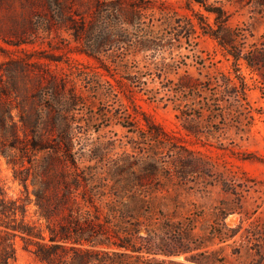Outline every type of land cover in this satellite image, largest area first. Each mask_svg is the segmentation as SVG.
<instances>
[{"label":"rangeland","instance_id":"1","mask_svg":"<svg viewBox=\"0 0 264 264\" xmlns=\"http://www.w3.org/2000/svg\"><path fill=\"white\" fill-rule=\"evenodd\" d=\"M129 1L146 7L133 33L141 28L156 44L100 50L146 77L144 93L126 75L100 81L96 61L82 52L104 25L96 5L106 16ZM206 1L228 15V53L199 28L189 40L180 32L195 15L213 22L187 0H0V185L27 201L31 225H44L36 193L69 197L54 225L61 217L69 227L71 210L95 221L81 236L69 229L61 264H264V0ZM240 51L246 60L235 63ZM159 65L171 73L160 78ZM185 77L196 81L194 94L172 93ZM226 77L244 79L246 96L224 87ZM70 91L78 94L68 114L75 164L52 148L61 95ZM146 121L164 138L150 140ZM16 172L28 178L29 199ZM14 242L12 264H45ZM77 248L86 261L75 259Z\"/></svg>","mask_w":264,"mask_h":264},{"label":"trees","instance_id":"2","mask_svg":"<svg viewBox=\"0 0 264 264\" xmlns=\"http://www.w3.org/2000/svg\"><path fill=\"white\" fill-rule=\"evenodd\" d=\"M187 1L189 5L195 3L202 7L206 13L213 15V22H210L209 17L204 15H201V17L195 15V19L187 18L178 25L180 32L182 34H187L185 38L189 40L193 30L199 28L203 34L211 36L217 40L219 45L226 49L228 53L227 48L231 44V40L226 39L223 35V30L226 28L228 21V15L224 7L222 5L208 4L206 0ZM144 10H146V7L129 1L124 6H112L111 9H109L108 14L104 16L102 14V8L99 5H96L94 16L101 18L104 25L99 29L98 34L93 37L92 44L89 45L90 49H85L82 52L96 61L98 70L95 73L100 81H103V76H109L115 82L119 83L115 76L123 78V76L126 75L125 78L128 80L129 84L134 85V87L138 88L140 92H148L149 88L146 77L141 75L138 71H135L134 73L129 67H123L120 60L110 63V60L108 61V59H112L114 54L103 53L100 50V47L103 44L112 45L118 43L139 46L142 47L143 50H150L153 48L152 46L156 44V41L152 35L146 33L147 31L140 28L138 30V32L141 33L140 35H135V33H133V28L137 29L139 26L138 24L143 19ZM120 14L123 17H121ZM202 18L206 19L208 23H204ZM92 31L93 27L88 34L89 36L92 34ZM77 40H79L78 37ZM240 59L246 60L242 51L237 55H234L235 63L239 62ZM248 66L253 67L252 65ZM113 71L114 74L112 75L111 73ZM158 72H160V78L161 76L167 77L168 74L171 73V69H169V65H159ZM195 82L196 81L185 77L177 84L179 88L175 89L174 87H171V91L175 95L180 92L183 94L186 90H189L194 94L198 89ZM223 82L224 87H233L234 92L238 94V96H246L248 89L244 79H240L239 85L233 80H228V77H226ZM112 86L114 87L115 85L112 84ZM154 93L157 94L156 92ZM77 97L78 94L75 91H70L61 95V104H63V109L61 110V131L57 133L55 145L52 147L56 151L60 150L62 155H64L65 161L72 162V164H75V157L72 152L75 133L74 128L72 127V122L68 118V114L70 112V106L78 103ZM218 101H220V99ZM176 109L180 111L178 107H176ZM181 112L183 113V111ZM201 114L202 113L199 112L197 118L200 119ZM184 115L185 117L187 116V118H191L190 121L194 119L192 114ZM146 126L150 140L159 141L164 138L165 133L159 127L153 125L149 121H146ZM185 128L190 132L188 127ZM40 141L45 142V140ZM40 143H35L34 145L38 150H44L50 147V145H46L47 143ZM57 161L61 163V159H58ZM59 174L60 181H58V183L61 184V173ZM24 175L25 174L22 172L15 173L16 178L19 179L26 189L27 198L29 199L28 178ZM67 190H69V188ZM35 196L36 211L40 217L39 219L44 220V225L41 224L37 226L28 223V221H26L27 201L8 197L0 185V264H12V260L15 258L14 240L16 237H19L22 240L24 247L32 251L39 261L45 264H61V241L67 242L71 240V238L68 237L71 234V230L69 229L74 228L75 234L81 236L88 232L85 230L87 227L90 229L93 228V224H95L93 216L92 218L83 215L74 217L73 214H77V211L74 213L72 210L64 218L69 227L65 228L61 226V217L54 225L52 216L61 211V205L66 204V200L69 202L70 199L67 195L62 198L61 195L58 194L54 196V198H48L36 193ZM224 218L225 215L222 216V219ZM83 225H85L84 228H81ZM87 254V250L77 248L75 251V259L84 262L87 260Z\"/></svg>","mask_w":264,"mask_h":264}]
</instances>
